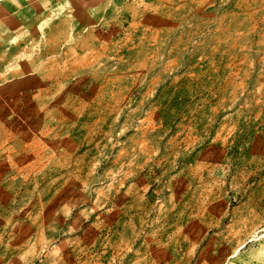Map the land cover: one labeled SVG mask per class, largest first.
<instances>
[{
    "label": "rangeland",
    "instance_id": "374dc122",
    "mask_svg": "<svg viewBox=\"0 0 264 264\" xmlns=\"http://www.w3.org/2000/svg\"><path fill=\"white\" fill-rule=\"evenodd\" d=\"M261 241L264 0H0V264Z\"/></svg>",
    "mask_w": 264,
    "mask_h": 264
},
{
    "label": "crops",
    "instance_id": "0c3cea01",
    "mask_svg": "<svg viewBox=\"0 0 264 264\" xmlns=\"http://www.w3.org/2000/svg\"><path fill=\"white\" fill-rule=\"evenodd\" d=\"M233 259L226 264H264V241L253 245L241 246L239 253H235Z\"/></svg>",
    "mask_w": 264,
    "mask_h": 264
}]
</instances>
